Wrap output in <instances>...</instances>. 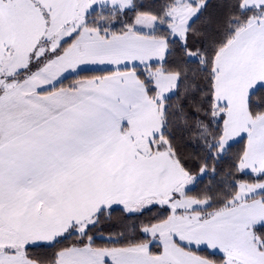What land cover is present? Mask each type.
<instances>
[{
  "label": "snow or ice",
  "instance_id": "1",
  "mask_svg": "<svg viewBox=\"0 0 264 264\" xmlns=\"http://www.w3.org/2000/svg\"><path fill=\"white\" fill-rule=\"evenodd\" d=\"M209 7L0 0V264H264V0Z\"/></svg>",
  "mask_w": 264,
  "mask_h": 264
},
{
  "label": "trees",
  "instance_id": "2",
  "mask_svg": "<svg viewBox=\"0 0 264 264\" xmlns=\"http://www.w3.org/2000/svg\"><path fill=\"white\" fill-rule=\"evenodd\" d=\"M145 3H155L156 5H158L161 0H144ZM219 0H210V7L208 9L209 13H217L220 10L216 7V5L218 4ZM100 70H91L89 72H84L81 73V75H91V74H99ZM245 141H240L239 143H234L233 147L231 149V154H235L237 152L240 151V149L243 147ZM247 179H251V177H245ZM210 182L209 178H204L203 180L199 181L197 183V185L195 187H193L192 192L193 194H195L196 192L201 191L204 187L207 186V184ZM160 210L159 209H153V211L151 213L146 212L144 214V216L140 217L139 219L141 221H146L149 217L157 214ZM113 216V220H112V224L115 225V227H112L110 229H104V235H107L109 233V231L111 232H116L119 230H123L122 226H121V221L124 220L126 223H131L132 220H125V217L123 216V214L119 211V209H117L115 212L112 213ZM133 220H135V218H133ZM77 237H70L68 240H65L62 242V244L60 246H65L67 244L73 243L77 240ZM99 242V241H98Z\"/></svg>",
  "mask_w": 264,
  "mask_h": 264
},
{
  "label": "crops",
  "instance_id": "3",
  "mask_svg": "<svg viewBox=\"0 0 264 264\" xmlns=\"http://www.w3.org/2000/svg\"><path fill=\"white\" fill-rule=\"evenodd\" d=\"M89 69H91V70H101V69H104L105 68V66H103V65H89V66H87ZM239 139V138H238Z\"/></svg>",
  "mask_w": 264,
  "mask_h": 264
},
{
  "label": "rangeland",
  "instance_id": "4",
  "mask_svg": "<svg viewBox=\"0 0 264 264\" xmlns=\"http://www.w3.org/2000/svg\"><path fill=\"white\" fill-rule=\"evenodd\" d=\"M238 139V138H237Z\"/></svg>",
  "mask_w": 264,
  "mask_h": 264
}]
</instances>
